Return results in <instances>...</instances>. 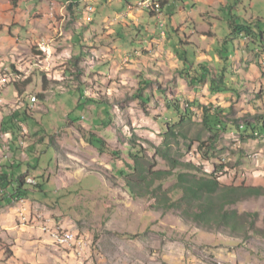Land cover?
<instances>
[{
	"label": "rangeland",
	"instance_id": "1",
	"mask_svg": "<svg viewBox=\"0 0 264 264\" xmlns=\"http://www.w3.org/2000/svg\"><path fill=\"white\" fill-rule=\"evenodd\" d=\"M18 1L11 0L13 8ZM23 1L29 5L19 9L28 15L26 25L10 27L14 35L23 29L28 37L9 38L7 31L0 35V86L6 85L0 90V130L6 116L28 111L20 118L23 125L17 122L15 153H9L19 162L18 172L27 170L32 177H25L36 182L27 196L36 203L30 202L57 207L63 217L77 220L78 227L93 230L88 245L92 264H264V136L243 141L237 132H221L210 145L211 134L202 126L203 107L217 109L227 124L252 121L264 112V54L252 51V36L229 44L227 85L235 91L212 92L208 82L189 84L181 75V70H191L190 63L197 71L200 63L221 68L217 50L230 32L232 15L238 23L255 22L264 31V0H223L192 13L195 3L180 9V1L172 0L173 9L170 4L153 16L134 7L136 0H126L125 7L124 1L116 0ZM69 4H77L72 9L81 13L79 19L72 18ZM91 5L94 11L89 13ZM7 27L0 24V30ZM141 80L149 82L142 93V99L148 98L144 103L135 98ZM78 88H83L85 99ZM42 92L44 100L36 99L34 107H28V98ZM170 100L192 112L190 121L176 127L184 134L180 141L172 140L177 157L214 173L223 184L263 189L262 195L231 206L240 215L235 232L197 227L175 211L155 208L153 199L130 193L118 175L120 169L130 172L127 138L143 146L144 140L161 145L166 124L175 118L167 109ZM80 127L103 138L116 155L100 153L86 143ZM24 128L27 135L20 134ZM198 141L205 142L209 159L198 154ZM157 162L155 169L167 168L160 157ZM64 175L73 178L68 188L56 180ZM174 182L170 177L162 186L167 189ZM27 198L22 206L26 215L34 208ZM15 205L20 208L15 201L7 204ZM6 209L0 206V212ZM5 240L0 237V254L8 261L13 244ZM38 260L42 262L41 255Z\"/></svg>",
	"mask_w": 264,
	"mask_h": 264
},
{
	"label": "trees",
	"instance_id": "2",
	"mask_svg": "<svg viewBox=\"0 0 264 264\" xmlns=\"http://www.w3.org/2000/svg\"><path fill=\"white\" fill-rule=\"evenodd\" d=\"M179 1L182 3V0ZM168 3L169 0H161V11L158 15L161 14L163 7L168 5ZM125 5H129L126 0H124L122 7H125ZM73 6H77V4H69L68 11L72 18L76 20L79 19L81 13L75 12L72 9ZM142 10L147 11L149 16L155 15V10H153V8H142ZM228 24L230 32L227 37L223 39L222 48L217 50L222 62L221 68L218 69L217 67H211L210 65L200 63L196 65L199 70L197 71V69L193 68L194 65L190 63V71L187 69L181 70L182 77L185 78L189 84H202L208 82L212 92L235 91L233 87L227 85L228 75H230L231 72L226 68L230 64L229 57L231 55L227 54L229 51L228 46L229 44L233 45L235 39H241V37L250 38L252 36L254 40L253 44L256 46L252 51H260L256 53V55L259 54V56L260 54H264V31L256 25L255 22L251 23L247 21V23H238L234 15H232ZM169 29L170 27L165 29L167 35H170ZM249 48L251 50L250 46ZM36 59L38 58L36 57ZM183 60L185 63H189L187 59L183 58ZM257 65L261 67L260 63ZM192 72H194V75H192ZM73 75L79 78V70H75ZM41 83L43 91H45L46 80L44 77ZM148 84L149 82L146 80L139 81L138 91L136 92L137 96L135 98L141 99L143 103L148 100V98L142 99V93ZM16 86L17 85L14 83L15 88ZM77 92L80 98H84L83 88H78ZM19 93H21V91H19ZM38 98L44 100V92L38 94ZM86 99L98 103L95 99ZM167 109L171 111L175 118H170V121H173L172 124H166L161 145L155 146L150 141L144 140L146 146H143V144L135 142L132 138L129 140L127 138V155L129 162H127L126 165L128 169H130V172L120 169L118 170V175L124 178L125 185L130 193L139 198L148 196L154 200L155 208H161L165 211H175L183 219L193 222L197 227L208 229L225 227L235 232L237 229L236 221H238L240 215L237 210L231 208V206L247 197L262 195L263 189L253 186L223 184L214 173H205L199 170L192 162L183 161L180 157H177L173 153L172 140L180 141L179 137H183L184 134L182 131L176 130V127L190 121L192 112L187 107H180L178 105V100H175L174 103L171 100L168 101ZM26 112L27 110L22 113L17 110V112L6 116V120L1 124L2 130H10L13 132V130L18 129L19 126L17 122L21 123L20 118L26 117ZM221 114L222 113H219L217 109L211 111L210 108L203 107L202 126L211 134L209 137L210 145L216 142L221 132H237L243 141L247 139H256V137L261 134L264 136V112L253 117L252 121L245 120L241 124L236 122L227 124L222 120ZM79 133L86 143L97 148L100 153L116 155V151L110 149L105 140L94 134V132L84 130L80 127ZM198 143V154H201L204 159H209L210 156L206 155L203 151L205 142L198 141ZM187 148L190 149L191 146L188 144ZM149 149L153 152L152 156L149 155ZM207 151H209V148H207L206 152ZM156 157H160L166 163V169H155L158 164V162L156 163ZM170 177H175V182L169 188L164 189L162 182ZM25 178L24 175L12 178L7 173L0 172V190L5 191L10 187L8 196H5L7 200L3 198L7 203H10V200L13 201L15 198H27L29 190L25 188V186H30L31 184H27ZM34 188L37 189L40 188V186L36 185ZM173 194L177 197L173 198ZM0 256L2 257V253Z\"/></svg>",
	"mask_w": 264,
	"mask_h": 264
},
{
	"label": "crops",
	"instance_id": "3",
	"mask_svg": "<svg viewBox=\"0 0 264 264\" xmlns=\"http://www.w3.org/2000/svg\"><path fill=\"white\" fill-rule=\"evenodd\" d=\"M27 3L28 2L19 0L17 3L18 6L13 8V6L11 5L12 4L11 0H0V24H3L4 26H8L4 30L2 29L0 30V35L6 34V31H7L9 38L17 39V37L19 38V36L21 38L24 36H27L29 32H26V33L21 32L23 31V29L22 30L18 29L19 33L14 35L12 33L13 28L10 27V26H13V25L15 26L16 24H19L18 22L23 23V25H26L28 15L27 17L23 16V12L19 11V9L21 10L22 8H25V6L29 7ZM194 3H195V6L193 9H191L192 10L191 13L193 11H197V9H199L200 7L203 9L205 8L207 9L211 5H214L216 3L223 4L224 1L223 0H218V1L217 0H190V2H186L182 0V3L180 2L179 8L180 6L182 7L183 5L185 7L186 5L193 6ZM170 4H172V7L176 5V3L173 4L172 0H169L168 5H165L163 7V10H166V8ZM187 13H190V12H187ZM18 26L21 27V24L17 25L16 28L15 27L14 28L17 29L19 28ZM4 86L6 85H3L2 87ZM2 87H0V90ZM13 93H16V92L13 90ZM30 97L26 101L27 106L33 108L34 103L31 102ZM38 100L39 98L37 97V101ZM1 101L2 100H0V102ZM18 109H21V108L19 107ZM25 111H26L25 109L23 110L21 109V111L19 112L22 113ZM26 114H28V111L26 112ZM17 131L19 132V130ZM13 132L10 130L8 131L0 130V172H5L12 178L16 177L17 175L31 176L29 175L27 170L21 171L23 174L18 172V170H20V167H19L20 165L18 166L19 162L16 159H14L11 152L9 153V150L10 151L12 150L13 153H15V149L13 147L12 142L14 141V137L17 136V133H16V130H13ZM20 132H21L20 134H23V135H27L28 133V131L25 130V128L21 130ZM6 149H7V152H6ZM4 152L6 153L4 154ZM23 155L24 153L22 152L21 156ZM22 162H24V160H22ZM21 164H24V163H21ZM45 179L46 181L50 180V177L48 178L45 177ZM72 179L73 178L71 175H68V176L64 175L63 179L61 178L59 180V178H57L56 180L59 181L58 183L61 188H68L72 183ZM25 188H27L30 192L31 189L29 188V186H25ZM7 189L10 190V187ZM8 190H5V191L0 190V206L4 208L7 207L6 210H2L3 212H0V237H3V239H6L5 240L6 242L13 244L11 248L13 253L10 257H8L9 264H92V256H91L92 251L90 250V246L88 247V245L89 244L91 245V239H92L91 231L93 230H89L88 228H85V227H81V228L78 227L79 223L77 220L71 219L69 216L63 217V214L57 210V207L50 206V208H48L46 207L47 206L46 203L44 202L42 203V201H38L39 205L35 206L34 204L36 203V201H32L31 199H29V197L27 198V200L29 201V204H31L32 208L33 207L38 208V209L40 208L39 209L40 212L43 213L46 219L54 220L57 222V224L61 223L62 225H59V226L73 232L78 240L75 242L73 247L59 246L55 244L51 238L45 235V233H42L35 226L31 225V226H25V227L19 228L18 227L20 226L18 225L19 216H20L19 211H18L19 206L18 205H15L14 207L7 206V204H11L14 201L13 199V201L10 200V203L6 202L7 198L5 196H8ZM41 191H42V187H41ZM29 192H28V195H29ZM3 198H6V200H4ZM30 201L33 202L34 204H32ZM14 211L16 212L17 218L14 214L15 213ZM28 212L29 214L31 213L29 209H28ZM16 221H17V225H16ZM78 242L83 243L84 248H85L84 254H82V256L77 255L75 250H70V249H75V246L77 245ZM38 255H41L42 262L38 260ZM0 259L6 264H8V261L4 259L3 257H0Z\"/></svg>",
	"mask_w": 264,
	"mask_h": 264
},
{
	"label": "bare ground",
	"instance_id": "4",
	"mask_svg": "<svg viewBox=\"0 0 264 264\" xmlns=\"http://www.w3.org/2000/svg\"><path fill=\"white\" fill-rule=\"evenodd\" d=\"M148 1H149V5L148 4H140V7L141 8H153V10H155V8L151 5L159 4V0H148ZM159 11H160V7H158V12ZM42 47L43 46H40L41 51L44 50V47L43 48ZM44 53H47V51H45ZM40 58H41V55H40ZM41 67H42V70L44 69V71L48 70V68L46 66H41ZM0 84H1V82H0ZM31 180H33V179L30 177L25 178V182L27 184L34 185L31 182ZM14 201L20 205V208L18 210L19 215H20L19 216L20 225L27 226V223H34V220L36 219L35 220V227H37L39 230H40V227H43V233L47 234L50 237H58V239H56V238H51V239L55 244H57L59 246L73 247L75 242L78 240L73 232L62 228L59 225L53 226V225H57V222L54 220H51V219H46L43 216L42 212H40V211H37L34 209L33 212H31L30 214L28 213V215H26L24 213L25 212L24 208L22 207V206L26 205V203H23V198H15ZM21 207H22V209H21ZM68 240H69V242H68ZM79 247L81 250H75V252L77 255L82 256V254H84V251H85L83 243L78 242L77 245L75 246V249H78ZM0 264H6V263L0 259Z\"/></svg>",
	"mask_w": 264,
	"mask_h": 264
},
{
	"label": "built area",
	"instance_id": "5",
	"mask_svg": "<svg viewBox=\"0 0 264 264\" xmlns=\"http://www.w3.org/2000/svg\"><path fill=\"white\" fill-rule=\"evenodd\" d=\"M116 1H124V0H116ZM160 3H161V0H160V2H159V4H157V5H151V6H153L154 8H155V15H158V7H160ZM140 4H148L149 5V1L148 0H136V6H134V7H136V8H138V9H140ZM87 10H88V12L89 13H92L93 11H94V8H93V6L91 5L90 7H88L87 8ZM163 26V24H162V22L160 23V29H161V27ZM44 50H45V48H44ZM37 58H40V56H36ZM1 100V99H0ZM30 100H31V102L32 103H35L36 102V95H32L31 97H30ZM31 182L33 183V184H36V182H35V180L33 179V180H31ZM23 203H26V199H24L23 198ZM22 203V204H23ZM21 204V205H22ZM36 220V219H35ZM35 220H34V223H27V226H35ZM58 225H62L61 223H58L57 225H53V226H58ZM40 231L43 233V227H40ZM45 235H47V234H45ZM48 236V235H47ZM49 238H56V239H58V237H50V236H48ZM68 242H69V240H68ZM70 250H81L80 249V247L78 248V249H70Z\"/></svg>",
	"mask_w": 264,
	"mask_h": 264
},
{
	"label": "clouds",
	"instance_id": "6",
	"mask_svg": "<svg viewBox=\"0 0 264 264\" xmlns=\"http://www.w3.org/2000/svg\"><path fill=\"white\" fill-rule=\"evenodd\" d=\"M135 1V0H134Z\"/></svg>",
	"mask_w": 264,
	"mask_h": 264
}]
</instances>
